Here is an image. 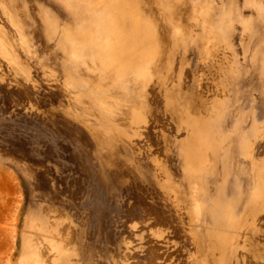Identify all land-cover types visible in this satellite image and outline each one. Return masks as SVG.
Segmentation results:
<instances>
[{
    "label": "rangeland",
    "instance_id": "rangeland-1",
    "mask_svg": "<svg viewBox=\"0 0 264 264\" xmlns=\"http://www.w3.org/2000/svg\"><path fill=\"white\" fill-rule=\"evenodd\" d=\"M0 264H264V0H0Z\"/></svg>",
    "mask_w": 264,
    "mask_h": 264
}]
</instances>
